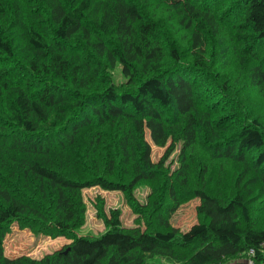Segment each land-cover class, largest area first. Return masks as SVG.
I'll list each match as a JSON object with an SVG mask.
<instances>
[{"label":"trees","instance_id":"16d2710c","mask_svg":"<svg viewBox=\"0 0 264 264\" xmlns=\"http://www.w3.org/2000/svg\"><path fill=\"white\" fill-rule=\"evenodd\" d=\"M263 119L264 0H0V264L264 262ZM146 136L169 144L157 164ZM222 160L236 178L203 175ZM140 184L157 228L113 211L98 236L76 234L84 190ZM191 203L198 220L178 234L168 219ZM13 224L70 242L8 257Z\"/></svg>","mask_w":264,"mask_h":264},{"label":"rangeland","instance_id":"374dc122","mask_svg":"<svg viewBox=\"0 0 264 264\" xmlns=\"http://www.w3.org/2000/svg\"><path fill=\"white\" fill-rule=\"evenodd\" d=\"M112 77L116 85H121L125 82L118 66L113 69ZM198 82L200 81L198 80ZM146 139L151 144L148 136H146ZM168 146L169 144L160 148L151 144V159L154 164H157L162 159ZM194 150H187L185 155H187L189 162L191 160L200 163L204 160V155L202 156L203 152L199 153ZM182 153L181 144L175 143L173 150L164 160V175L171 177L180 168ZM236 169L237 167L233 162L222 160L219 161L217 168L213 172L205 168L202 173L204 176L212 178V180H215L219 176L222 182L225 183L223 180L225 177L230 179L231 176H234L233 178H236ZM258 175L259 171H257ZM155 195V192L148 184L136 186L131 197H127L120 191H106L98 187L86 189L82 192L85 205L84 225L76 231V234L78 236H98L107 229L105 223H107L106 220H110L113 211L119 212V220L126 229L148 231L149 228H157L158 219L156 212L154 210L153 212L151 211V207L156 203ZM251 213L253 214L252 217L256 216L254 210ZM197 220L193 203L183 206L168 219L171 227L178 234L188 230ZM11 229V232L6 236L4 241V251L8 257L24 255L40 259L47 254H52L70 242V240L63 237L52 239L50 237L34 235L26 229H18L15 224L12 225ZM151 262L154 264H164V261L158 258L152 259Z\"/></svg>","mask_w":264,"mask_h":264},{"label":"built area","instance_id":"2783aa9c","mask_svg":"<svg viewBox=\"0 0 264 264\" xmlns=\"http://www.w3.org/2000/svg\"><path fill=\"white\" fill-rule=\"evenodd\" d=\"M264 248V243L262 244ZM245 263L246 264H264V262L256 263L253 259V250H249L248 256L245 257Z\"/></svg>","mask_w":264,"mask_h":264},{"label":"crops","instance_id":"0c3cea01","mask_svg":"<svg viewBox=\"0 0 264 264\" xmlns=\"http://www.w3.org/2000/svg\"><path fill=\"white\" fill-rule=\"evenodd\" d=\"M222 264H246V263H245V258L242 257L237 259H230Z\"/></svg>","mask_w":264,"mask_h":264}]
</instances>
